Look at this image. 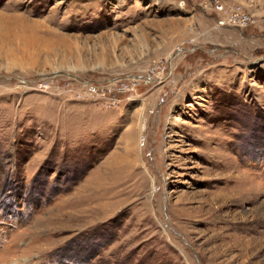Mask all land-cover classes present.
Returning <instances> with one entry per match:
<instances>
[{
	"label": "rangeland",
	"instance_id": "1",
	"mask_svg": "<svg viewBox=\"0 0 264 264\" xmlns=\"http://www.w3.org/2000/svg\"><path fill=\"white\" fill-rule=\"evenodd\" d=\"M0 264H264V0H0Z\"/></svg>",
	"mask_w": 264,
	"mask_h": 264
},
{
	"label": "built area",
	"instance_id": "2",
	"mask_svg": "<svg viewBox=\"0 0 264 264\" xmlns=\"http://www.w3.org/2000/svg\"><path fill=\"white\" fill-rule=\"evenodd\" d=\"M217 22L223 28H228L229 27V28L242 29L243 27H245L247 25L246 19L244 21L239 22V23H236L234 20H231V19H225V20L217 21ZM78 83L77 84H78L80 89L94 90L95 91V88H93V85H91V83H82V82H78ZM71 84H74V83H71ZM127 92H128L127 89L114 90V91L111 92V97L113 99L121 98V97L125 96L127 94Z\"/></svg>",
	"mask_w": 264,
	"mask_h": 264
},
{
	"label": "bare ground",
	"instance_id": "3",
	"mask_svg": "<svg viewBox=\"0 0 264 264\" xmlns=\"http://www.w3.org/2000/svg\"><path fill=\"white\" fill-rule=\"evenodd\" d=\"M262 237V236H261Z\"/></svg>",
	"mask_w": 264,
	"mask_h": 264
}]
</instances>
